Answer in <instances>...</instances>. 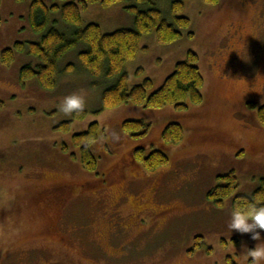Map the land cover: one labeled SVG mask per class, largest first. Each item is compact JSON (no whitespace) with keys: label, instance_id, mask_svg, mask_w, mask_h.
<instances>
[{"label":"rangeland","instance_id":"rangeland-1","mask_svg":"<svg viewBox=\"0 0 264 264\" xmlns=\"http://www.w3.org/2000/svg\"><path fill=\"white\" fill-rule=\"evenodd\" d=\"M32 1L0 0V264H252L245 254L264 244V229H256L257 241L229 224L233 198L253 193L264 178V125L258 116L264 105V0H181L183 8L175 14L177 0L81 8V27L98 24L104 33L134 28L127 9L132 5L146 10L153 3L170 22L188 17L190 26L173 42L160 43L156 31L144 34L137 56L124 66L130 88L150 78L154 91L189 51L196 52L204 101L184 111L131 102L103 109V92L116 79L85 69L79 58L83 45L60 60L55 88L43 89L36 78L21 83L22 67L37 66L39 59L16 52L6 66L2 52L16 42L41 40L29 21ZM54 18L60 30L73 31L60 14ZM70 63L75 68L66 73ZM72 93L84 96V117L60 111ZM126 120L150 123L148 136L136 140L126 133ZM65 122H71L68 130L60 128ZM94 122L97 168L89 171L73 138ZM170 123L181 124L184 137L167 146L162 133ZM139 145L147 152L166 147L169 164L145 171L133 156ZM231 171L239 187L217 206L208 194ZM69 186L73 195L64 210L40 202L46 191ZM124 193L130 202L120 201ZM140 203L151 209L141 218L131 213Z\"/></svg>","mask_w":264,"mask_h":264},{"label":"trees","instance_id":"trees-1","mask_svg":"<svg viewBox=\"0 0 264 264\" xmlns=\"http://www.w3.org/2000/svg\"><path fill=\"white\" fill-rule=\"evenodd\" d=\"M60 1H65V3L63 5L58 3L48 5L44 0H33L29 10V21L32 29L42 34L41 40L16 42L14 47L6 48L2 52V63L6 66L13 63L16 52H26L39 59L40 63L37 66L28 63L22 67L21 83L36 78L43 89L55 88L60 60L68 52L83 45L84 48L79 52V58L85 69L94 77L116 79L103 92V109L131 102L150 109H162L172 105L176 110L184 111L189 108V104H200L204 101L205 80L199 67V56L194 51H189L187 59L178 62L173 73L167 77L161 87L154 91H151L154 84L150 78H146L141 84L130 88L128 74L124 70L125 63L137 56L144 34L156 31L160 43L173 42L182 36L181 29L190 26L188 17L177 16L175 21L170 22L153 3L146 10L132 5L127 9L134 14V28H122L104 33L98 24L91 23L81 27V8L86 9L90 4L95 3L109 7L126 0H79L78 3L69 0ZM146 1L150 2V0ZM207 1L218 2V0ZM182 8L181 0L173 2L174 14ZM54 14H60L61 20L72 26L73 31L70 30L71 32L67 34L60 30L57 27L60 20L54 18ZM1 23L0 16V25ZM190 34L193 35V33ZM74 68V64L70 63L66 66L65 72L68 73ZM252 105L249 103V106ZM85 114V110L79 113L75 112L78 118L84 117ZM258 116L264 125V105L259 108ZM70 125L71 122H65L60 128L68 130ZM123 129L136 140H140L148 136L151 124L143 120H126L123 122ZM98 135L99 124L94 122L86 131L75 134L73 138L74 144L81 149L82 164L89 171H94L97 168V158L91 146L98 139ZM183 137L184 128L179 123H170L162 133V141L167 146L179 144ZM166 149V147L163 149L153 148L147 152L146 147L139 145L135 147L133 156L137 165L142 166L145 171L155 172L170 162ZM238 187V177L234 171H231L219 176L217 186L209 192L208 196L217 206H222L224 201L237 191ZM245 200L256 203L258 207L264 206V178L253 193L238 194L233 198L232 211L237 203H243ZM228 262L230 263L229 259Z\"/></svg>","mask_w":264,"mask_h":264},{"label":"clouds","instance_id":"clouds-1","mask_svg":"<svg viewBox=\"0 0 264 264\" xmlns=\"http://www.w3.org/2000/svg\"><path fill=\"white\" fill-rule=\"evenodd\" d=\"M85 107V98L79 93H72L65 96L60 104V111L65 115L73 112H82ZM259 200V198H256ZM230 229L238 230L240 233H252L253 240H261V233L257 228L264 229V206H257L256 203L245 200L237 203L231 213L229 224ZM251 258L252 264H264V244L248 249L245 260Z\"/></svg>","mask_w":264,"mask_h":264},{"label":"flooded vegetation","instance_id":"flooded-vegetation-1","mask_svg":"<svg viewBox=\"0 0 264 264\" xmlns=\"http://www.w3.org/2000/svg\"><path fill=\"white\" fill-rule=\"evenodd\" d=\"M112 174H114V172L112 171ZM110 173V175H112ZM42 195V194H41ZM73 195V191H72V187H56V188H53L52 190H48L45 192V194H43V196L40 197L41 201L40 202H43L45 205L47 206H55L56 208L58 207L60 211L64 210L63 208L65 207V205L68 203L69 199L72 197ZM45 199L47 200V202H45ZM51 200V201H50ZM128 201L130 202V199L128 198V195L126 193H124L121 197H120V201L124 202V201ZM38 201V200H37ZM141 201V200H139ZM155 201L157 203V197L155 196ZM133 211H131V213L135 216H139V218H141L143 216V214H146V213H149L150 212V208L147 207L146 203H140L139 205H135L133 207ZM161 212L165 213L168 212V210H162ZM118 211H116L115 216H119L118 215ZM160 216L162 215H165V214H160V212L156 213ZM120 217V216H119ZM121 218V217H120ZM122 219V218H121ZM124 222V224H126V222L124 220H122ZM60 235L59 231H55L54 232V235L55 237L57 235ZM49 236H54L52 233H49L47 234Z\"/></svg>","mask_w":264,"mask_h":264}]
</instances>
